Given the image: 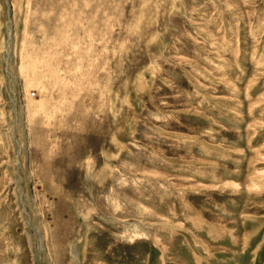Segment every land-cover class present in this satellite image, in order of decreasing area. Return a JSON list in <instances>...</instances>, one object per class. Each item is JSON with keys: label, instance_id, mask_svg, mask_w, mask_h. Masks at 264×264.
<instances>
[{"label": "rangeland", "instance_id": "1", "mask_svg": "<svg viewBox=\"0 0 264 264\" xmlns=\"http://www.w3.org/2000/svg\"><path fill=\"white\" fill-rule=\"evenodd\" d=\"M0 264H264V0H0Z\"/></svg>", "mask_w": 264, "mask_h": 264}]
</instances>
